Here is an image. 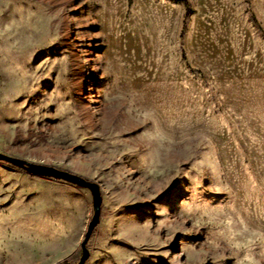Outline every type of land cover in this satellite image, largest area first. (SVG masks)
I'll return each instance as SVG.
<instances>
[{
  "label": "rangeland",
  "instance_id": "374dc122",
  "mask_svg": "<svg viewBox=\"0 0 264 264\" xmlns=\"http://www.w3.org/2000/svg\"><path fill=\"white\" fill-rule=\"evenodd\" d=\"M0 152L98 186L84 264H264V0H0ZM90 217L0 162V264Z\"/></svg>",
  "mask_w": 264,
  "mask_h": 264
},
{
  "label": "water",
  "instance_id": "95a60500",
  "mask_svg": "<svg viewBox=\"0 0 264 264\" xmlns=\"http://www.w3.org/2000/svg\"><path fill=\"white\" fill-rule=\"evenodd\" d=\"M0 162L11 165L14 168L21 169L22 171H24L25 173H27L32 177H41V178L55 180L78 188L86 189L89 192L91 199V217L86 224L83 237L79 243L80 256L77 262L74 263V264H84V262L88 259V255H89L86 247L87 241L93 229L99 222L101 197L99 194L98 186L95 183L87 181L86 179L77 176L75 174L60 169H56L51 166L30 163L28 161L12 157L1 152H0ZM56 264H73V263L59 262Z\"/></svg>",
  "mask_w": 264,
  "mask_h": 264
}]
</instances>
